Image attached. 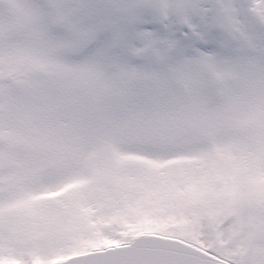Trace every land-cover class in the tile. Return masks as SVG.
<instances>
[{"label": "snow or ice", "instance_id": "snow-or-ice-1", "mask_svg": "<svg viewBox=\"0 0 264 264\" xmlns=\"http://www.w3.org/2000/svg\"><path fill=\"white\" fill-rule=\"evenodd\" d=\"M0 264H264V0H0Z\"/></svg>", "mask_w": 264, "mask_h": 264}]
</instances>
